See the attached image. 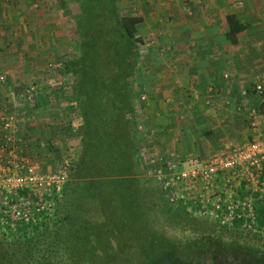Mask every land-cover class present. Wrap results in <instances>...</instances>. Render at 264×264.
<instances>
[{"label": "trees", "instance_id": "obj_1", "mask_svg": "<svg viewBox=\"0 0 264 264\" xmlns=\"http://www.w3.org/2000/svg\"><path fill=\"white\" fill-rule=\"evenodd\" d=\"M120 1L47 3L55 8L58 19L65 20L61 30L72 53L60 54L58 46L53 49L54 84L36 88L30 115L44 106L47 96L66 101L69 115L75 113V125L70 122L72 129H67L68 137L75 139L67 140L66 147L72 142L78 150L68 180L60 190L54 187L43 194L33 207V220H10L0 212L8 220L4 258L11 259L5 264H192L194 253L201 249L240 244L224 235L202 232L204 227L196 221L197 205L171 201L146 173L138 143L137 109L139 92L149 82L142 79L148 72L141 67L146 39L139 31L145 17L124 14ZM32 2L39 6V0ZM52 13L41 16L51 19ZM227 24L225 35L233 44L250 27L237 14H228ZM153 53L158 54V49ZM53 62L60 66L54 67ZM37 81L33 84L39 85ZM248 88L247 99H261L253 85ZM28 113L23 116L29 117ZM167 115L166 121L171 120L173 115ZM23 129L31 138L27 152L32 156L44 151L45 144L39 141L42 134L35 137L29 126ZM4 131H0V145ZM18 195L37 201L27 189ZM256 208L260 230L264 203ZM241 222L236 220L237 228Z\"/></svg>", "mask_w": 264, "mask_h": 264}, {"label": "rangeland", "instance_id": "obj_2", "mask_svg": "<svg viewBox=\"0 0 264 264\" xmlns=\"http://www.w3.org/2000/svg\"><path fill=\"white\" fill-rule=\"evenodd\" d=\"M39 1L40 3L38 6V4L33 3L32 0H0V77H3V80L0 78V128L2 126L0 131L5 130L0 145V176L4 180L6 175L9 174H23L26 172L22 168L24 164L23 159H29L38 173L66 176L61 184V187H63L69 178L71 162L77 155L78 149L75 147V144L72 143L75 138L69 136L72 140L70 147H61L62 150L56 148L61 151L56 152L53 150L54 153L50 154V151H52L51 147L45 145L43 146L44 151L37 150L36 153L31 156V154L27 152L29 151L28 143L31 142V138L28 137V134L24 135V133L21 132L23 126L28 127L30 125L29 117H24L23 113L29 111L27 115H30L31 99L35 96V90L38 87V85L33 83L38 80L39 87L42 88L43 86L54 82V79L52 78L54 68L52 67L51 60L56 56L52 55L53 50L49 49V44L52 42L47 35H49L50 31L57 28H63V22L58 19L59 17L55 8L53 10L49 6L50 4H47L60 0ZM29 2L30 5H28ZM162 4L164 6L173 7L177 4V0L120 1L121 11L124 14L134 12L141 15L148 14L150 17L149 21L145 20L141 24L139 31L144 40L146 39L141 46L143 57L141 67L146 69L148 74L142 79L149 82L146 84L145 89H142L139 92V99L141 100H137V109L139 111L138 116L140 119L139 125L141 130L138 136V143L142 152V158L148 177L152 178L157 184L159 190L168 197L161 190L156 181L155 171L157 168L164 167L166 170H169L168 167L170 164L176 163L186 157L199 156L207 158L224 151L230 145L247 144L253 139L258 128L264 133L263 119L259 117L258 128L254 127L252 125L253 117L250 114L252 108H258L261 110V113L264 114V100H262L261 97V99L259 98L260 100L247 99L243 95V91L245 89L249 90V88L234 83L236 88H233L232 91L235 93V97H228L226 100L227 103H225L224 106H221L220 102L218 106L212 105L209 96H206L205 98L203 94L200 95L195 93V95L190 93L189 97L193 98L187 100L188 102H191L190 105H185L183 103L177 105V108L180 107L179 119L171 118V120L164 121L161 116H163L164 112L168 109L166 106L158 105L156 103V98L152 96V91L149 90L152 83H155V81L159 82L164 78L163 76H160L163 72L160 71L158 76L155 71L157 61H154L152 56H157L158 54H151L153 49H158V51L160 50L163 52L162 50L166 51L170 48L169 45H172V42H167L163 45V32L160 34L157 33L158 28L156 29L155 25V21L158 18L156 16V6L158 5V7H162ZM34 11L35 13L32 16ZM50 13L53 14V17L51 19L46 18ZM42 14L46 17L44 18L41 16ZM66 15H68V13L63 12V16ZM152 15H155L156 18L151 19ZM59 20L60 22L57 24ZM45 21L49 23V27L43 25ZM150 21L154 24H150ZM168 22L172 25L175 24L174 20L169 18L166 19V23ZM52 27L53 29H51ZM169 29L173 32L171 27H169ZM257 29L260 30L261 28ZM182 33H184V37H188L189 27H187V30ZM182 33L179 35L180 38L183 37ZM38 36L41 38V41L39 42L36 41ZM181 41L176 44L178 50L181 46H184V42ZM185 44L188 45L189 43ZM261 44L262 45L257 46L256 49L259 48L261 50L260 52H262L260 54L263 55L264 44ZM187 45H185V48H188ZM65 47V45H58V51L60 54H63ZM163 53L164 55H167L166 53L168 52ZM47 54H49V57H46ZM46 58L50 59V61L46 60ZM229 61H233L234 65H236L237 60H235V58H230ZM53 63L55 67L57 63ZM263 64L264 58L252 56L250 54L245 56L244 59H240L238 68L240 67L241 69L246 65L245 67L251 72L263 75L264 71H261V69H264ZM153 65L155 68H152ZM231 67L232 65L230 64V67L228 68L230 69ZM231 71H226L228 72V74L226 73L228 76L226 77L224 75V78L230 79L229 74L233 73V71ZM169 75L170 74L167 76ZM40 77H42V79H40ZM178 78H180V76ZM139 81H141L140 76ZM258 82L264 83V76L258 79L254 76L251 84L255 87ZM237 85H239V88ZM228 87H231V85H228ZM209 90L213 91L211 89ZM31 93H33V96ZM44 93L46 92L43 91L42 97L45 99L46 94ZM49 93L50 91L48 90V94ZM48 99H50V96L46 97L47 101ZM46 100H44V106L39 108L40 111H43L47 107ZM171 107L176 108L174 106ZM181 110L182 113L186 112L187 116H182ZM210 110H213L212 112L216 111L221 118L219 121L222 128L221 136L225 138L233 136L234 138L232 137L231 141H228V138L224 140L211 135L212 133H210L209 130L214 126L213 123L215 122L206 119L209 116L207 113H209ZM193 111L196 112V114H193ZM10 115L15 116V126L12 129H7L3 124V119ZM219 122L217 121L215 124ZM219 142L221 145L218 146ZM10 143L11 147H9ZM181 168L189 169L190 167L182 163ZM263 182L264 175L260 172H253L252 175H249L248 180L244 182L243 186H245L243 188L242 186L233 188V192L230 191L229 193L224 194V200L226 203H231L232 205H238L239 202L250 200L256 208L258 204H261L262 202L264 203ZM34 196L37 198V201L32 202L29 198L18 195V193L0 192V212H3L6 217L10 218V220L14 218L15 221H22L24 219L18 218L14 212L15 207H17V209L30 207L32 215L31 220H33V207L37 204L36 202H39L40 200L38 194H34ZM25 203H27V205H25ZM47 206H50V204H47L46 206L44 205L41 208L45 209ZM195 214L198 215L196 216V221L199 223V226L204 227L202 232L206 233L207 231L209 233L224 235V237L230 238L231 241L236 240L240 244L234 245L231 242H227L226 245H229L228 247L214 246L204 250L201 249V251L194 253L192 258L193 262H191L192 264H264L263 226V229L260 230L246 229L243 225L237 228L238 226H236V223L233 225L222 223L215 216L203 215L199 210H197V213ZM14 220L11 222L12 228L16 227V222H14ZM7 224L8 220L0 214V264L8 263L11 259V256L7 259L4 258L6 255L4 250L8 248V241H4L3 239L4 231H6L8 227H6Z\"/></svg>", "mask_w": 264, "mask_h": 264}, {"label": "crops", "instance_id": "obj_3", "mask_svg": "<svg viewBox=\"0 0 264 264\" xmlns=\"http://www.w3.org/2000/svg\"><path fill=\"white\" fill-rule=\"evenodd\" d=\"M182 1L177 0V4L173 7L164 6L163 4L162 7L156 6V16L158 18L155 21V25L156 29L158 28L157 33L160 34L163 32V45L164 43L172 42L171 46L168 44L170 48L166 51L162 50L165 53L168 52L166 53L167 55H164V53L159 50L157 56H152L154 61H157L156 68L154 65L152 68H155L157 75L160 71L163 72L160 76L164 78L161 77L162 80L152 83L149 90L152 91V96L156 98V103L166 106L168 109L164 112V115L161 116L164 121L169 118L166 114H172V118L179 119L180 107L177 108V105H181L182 103L190 105L191 102L187 101L193 99L189 97L190 93L203 94L205 98L209 96L212 105L218 106L221 103L220 105L224 106V104L227 103L226 100L228 97H235V93L232 91L233 88H236L234 83L248 88L252 86L251 83L253 82L254 76L257 79L264 76V74L251 72L245 67L246 65H243L244 67L241 69L240 67L238 68L240 59H244L247 55L251 54L252 56L264 58V54H260L262 53L260 52L261 50L259 48L256 49L257 46L262 45L261 43L264 44V0ZM228 14H237L242 21L250 25L247 31L240 32L237 35V42L234 44L231 43L225 35L228 29ZM143 16L145 20H150L148 14ZM156 16L152 15L151 19H155ZM167 18L174 20L175 24L166 23ZM60 20L57 24H59ZM64 21L65 20H63L62 26H64ZM150 24L153 25L154 23L150 21ZM48 25H46V27H48ZM169 27H171L173 32ZM187 27H189V35L188 37H184V33L182 32L186 31ZM257 28L261 29L259 30ZM51 29H53V27ZM181 33L183 39L179 36ZM47 36L50 37L49 40L52 42L49 44L50 50H53L61 44L66 46L63 53H66V55L72 53L70 52L71 45L65 36V31L57 28L50 31ZM36 41H41L40 36L37 37ZM180 41L184 42V46H181L182 49L180 47L178 50L176 44ZM185 43L189 44L187 45ZM185 45H187L188 48H185ZM46 57H49V54H47ZM230 58H235L238 63L235 61L236 65H234L233 61H229ZM230 64L232 67L229 69L228 67H230ZM231 69L233 73H230L231 75L229 74L230 79L224 78V75H226V73L228 74L226 71H231ZM262 70L264 71V69H261V71ZM168 74L170 75L167 76ZM179 76L180 78H178ZM40 79H42V77H40ZM53 84L54 83H51L50 85ZM228 85H231V87H228ZM237 86L239 88V85ZM46 105L47 107L43 111L37 109L35 113L29 115V129H32L30 130V134L34 132L35 137H39L40 134H42L39 141L41 144L44 142L43 144L51 147V154L54 153L53 150L56 152L61 151V147L67 146V139H70L68 133L72 129L69 123H75V113L72 112L71 115H69L68 108L66 107L67 102L63 99L55 100L52 95H50V99H48ZM212 111L213 110H210L209 113H207L209 116L206 119L214 121L215 123L217 121L219 122L221 120L220 116L216 111ZM186 114V112L182 113L181 110L182 116H187ZM193 114H196V112L193 111ZM215 123H213L214 126L212 125L213 127L211 129L209 128V132L212 133L211 135L214 137L226 140L228 137L225 138L221 136L222 128L220 122L217 124ZM68 128L70 129L69 132L67 130ZM232 137L229 136L228 141H231ZM35 141L37 140L35 139ZM219 145H221L220 142L218 146ZM9 147H11V143ZM58 147L61 150H56Z\"/></svg>", "mask_w": 264, "mask_h": 264}, {"label": "built area", "instance_id": "obj_4", "mask_svg": "<svg viewBox=\"0 0 264 264\" xmlns=\"http://www.w3.org/2000/svg\"><path fill=\"white\" fill-rule=\"evenodd\" d=\"M0 78L3 80V77ZM254 90L264 100V83L258 82ZM248 94V90L245 89L243 95L248 97ZM250 114L253 117L252 125L258 128V118L261 117L264 121V114L258 108H252ZM3 124L7 129L14 128L15 116L5 117ZM23 162L22 168L26 171L23 174H9L4 180L0 176L1 193H18L19 190L27 189L38 194L41 199L42 194L54 187L61 189L66 176L41 174L36 171L29 159H23ZM182 163L190 168H181ZM168 169L157 168L155 178L171 201L191 202L197 205L200 213L215 216L222 223L233 225L238 219L242 221L241 225L244 228L258 230V212L253 202L244 200L238 205H232L226 203L224 194L233 192L235 187L243 186L253 172L264 175V133L259 128L247 144L230 145L224 151L207 158L186 157L170 164ZM14 212L20 219L30 221L32 218L30 207L24 209L15 207Z\"/></svg>", "mask_w": 264, "mask_h": 264}]
</instances>
